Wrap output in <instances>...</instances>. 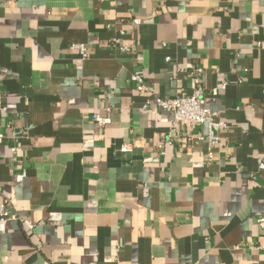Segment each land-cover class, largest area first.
Listing matches in <instances>:
<instances>
[{"label":"crops","instance_id":"crops-1","mask_svg":"<svg viewBox=\"0 0 264 264\" xmlns=\"http://www.w3.org/2000/svg\"><path fill=\"white\" fill-rule=\"evenodd\" d=\"M0 128V264H264V0H0Z\"/></svg>","mask_w":264,"mask_h":264},{"label":"built area","instance_id":"built-area-1","mask_svg":"<svg viewBox=\"0 0 264 264\" xmlns=\"http://www.w3.org/2000/svg\"><path fill=\"white\" fill-rule=\"evenodd\" d=\"M100 1H109V0H100ZM131 23L138 25L140 19L134 17L131 19ZM112 45H117L118 49L121 51H128L126 46H119V40L115 38L112 40ZM73 49L76 52V56L73 59V63L79 68L83 62L88 58V50L84 44L78 43L73 45ZM168 60V58H166ZM201 71L200 67L192 68L189 71L191 76L199 73ZM130 81L135 84V88L139 92H147L150 97L153 95L150 92L149 86L145 83V80L142 76V71L140 69L134 70L130 76ZM226 86L225 83H220L216 87L212 88L208 92H205L202 87H196L192 94L189 96H175L170 98H160L153 97L154 102L158 109L168 112L173 120V123L179 122L183 124L192 125L194 123L204 124L208 128V141L211 144H217L219 142V137L215 134V131H218L220 128L226 126L225 122L222 121L217 112L210 110L204 105V98L206 95L210 97H216L218 91L224 89ZM92 120L95 125L102 127L110 123V118L106 116H101L98 113L92 114ZM5 140V134L0 128V145ZM14 148H12V151ZM121 152L128 151L127 146H121L119 148ZM257 168L258 170L264 169V157H257ZM10 202L9 200L0 201V234L6 231V226L8 221L12 218L10 213ZM257 223L260 228L264 229V214L257 217Z\"/></svg>","mask_w":264,"mask_h":264}]
</instances>
